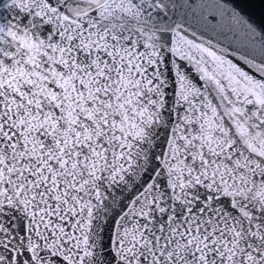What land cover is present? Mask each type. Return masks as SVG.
Returning a JSON list of instances; mask_svg holds the SVG:
<instances>
[{
    "label": "snow or ice",
    "instance_id": "snow-or-ice-1",
    "mask_svg": "<svg viewBox=\"0 0 264 264\" xmlns=\"http://www.w3.org/2000/svg\"><path fill=\"white\" fill-rule=\"evenodd\" d=\"M0 264H264V0H0Z\"/></svg>",
    "mask_w": 264,
    "mask_h": 264
}]
</instances>
